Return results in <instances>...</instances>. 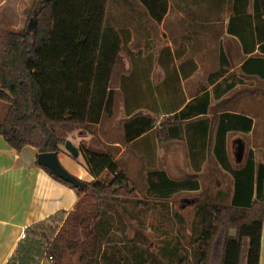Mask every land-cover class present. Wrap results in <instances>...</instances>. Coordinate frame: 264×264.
Wrapping results in <instances>:
<instances>
[{
  "label": "trees",
  "instance_id": "trees-1",
  "mask_svg": "<svg viewBox=\"0 0 264 264\" xmlns=\"http://www.w3.org/2000/svg\"><path fill=\"white\" fill-rule=\"evenodd\" d=\"M108 1L43 0L35 13L39 20L32 31L0 29V100L7 103V112L0 122V135L9 146L21 150L31 145L38 153H58L75 129L88 130L112 115L115 89L111 87V76L122 45L129 41L130 31L115 27L108 20ZM249 3L230 1L229 4L233 14H242L240 20L248 21L251 17L246 11ZM141 5L156 22H160L168 10V0H141ZM251 9L255 18L264 15V1H252ZM227 31L232 32L230 25ZM249 62L250 58L241 68L246 70ZM133 76L124 77L120 85L127 116L122 122L126 144L155 126L152 115L139 111L141 102L137 100L139 92ZM127 79L129 81H125ZM209 109H212L209 94L204 92L163 121L164 134L179 138L182 120L205 114ZM222 116L227 117V121L222 133L216 136V142H223L225 130L247 132L251 128V119L244 115L225 113ZM89 132L96 136L93 131ZM77 148L85 169L93 178L85 181L83 187L75 188L41 166L54 179L73 188L79 197L75 207L67 213L75 230L73 235L66 237L68 228L63 226L45 250L28 240L43 220L35 222L25 230L28 236L21 240L5 264H40L39 259L44 254L53 259L52 264H65L64 247L72 244L81 248L76 264H145L140 233L126 237L122 217L114 205L119 201L118 191L128 189L129 184L128 176L118 168L115 159L117 145L104 143L96 149L86 142ZM220 160L232 178V196L222 201L206 194L196 205L192 264H259L264 163H256L251 150L246 151L239 166H230L226 158ZM107 176L111 177L109 181ZM199 188L197 174L173 179L162 169L146 173L145 192L159 201L180 191ZM88 196L94 198L93 202L89 209L80 211L81 205L88 202ZM124 200L132 202L134 211L129 214L138 220L141 201ZM113 222L115 226L120 223L124 246L115 242ZM180 247L178 240L173 245L163 243L158 254L161 258H175L177 264H186L185 257L178 256Z\"/></svg>",
  "mask_w": 264,
  "mask_h": 264
},
{
  "label": "crops",
  "instance_id": "crops-1",
  "mask_svg": "<svg viewBox=\"0 0 264 264\" xmlns=\"http://www.w3.org/2000/svg\"><path fill=\"white\" fill-rule=\"evenodd\" d=\"M224 1H250L249 8L246 11L251 14V17L248 21L240 20L242 14H233L230 9V14L224 22V36L228 38V44L225 41L218 43L217 67L208 71L204 78L194 81L201 67L192 57H186L179 62H171L170 59L174 58V51L172 49L170 51L168 48L163 50L167 52L169 61L165 57L163 59L161 55L154 62H142L139 64L137 75L134 74L132 77L136 79L135 86L139 92L137 99L138 102H141L139 111H142V109L146 110L142 111V113L152 116L154 114L164 115L166 118L171 117L182 109L186 103L193 101L194 98L204 92L209 94L212 109H209L205 114L182 120L183 129L179 138L164 134L159 140L156 133L152 134L155 129L154 126L151 130L124 146H121L116 141L110 144L118 145L121 148L119 157L122 153L127 152L129 146H134L140 154L139 158L144 160V165L153 164L147 158L148 154L151 153L155 158L154 165L156 166L154 169L164 170L173 179L180 177L170 176L165 168H158L157 165L183 166L187 169V173L197 174L199 177L204 172L209 173L212 176L213 184L212 187L205 188L209 193L213 192L212 195L208 193L209 197L213 196V198H221L223 199L222 201H228L232 196V178L223 168L220 159L224 160L226 158L228 164L233 167L243 163L245 157L243 149H246V143H242L237 138L245 135L250 136L253 140L252 136L256 130L258 112L253 107L248 108L245 112L236 110L233 107L228 108L229 106L225 108V103L229 94L235 88L248 87L252 89L251 87L253 86L249 87L251 82H264V15L255 18L251 9L252 1L264 0ZM153 21L156 22L155 20ZM193 22L192 18V28L195 26ZM195 22L199 23L201 20H195ZM229 25L232 29L230 33L227 31ZM230 43L231 47L229 48ZM177 52L179 58L185 55L182 50L179 51L177 49ZM232 56L234 59H238L234 65L231 64ZM249 58L250 62L246 70H243L241 65ZM152 69L160 72L159 81L153 85L150 83V70ZM121 77L124 80L125 76ZM254 92L256 91L254 90ZM250 94L249 99L252 101L264 100L262 95L257 96V93ZM214 102L218 106L224 104V108L214 110L213 107L216 105ZM176 107H178L177 110L173 112ZM225 113L240 114L250 118L251 128L247 132L234 129L225 130L224 140L220 143L219 140L216 142V136L222 133L221 130L227 121V117L222 116ZM123 118L125 119L127 116L125 115ZM197 119H202V121L198 122ZM103 121L104 119L100 123L95 124L94 129L103 141L108 142L111 141V138H107V136L112 134V125L114 124L112 116L106 122ZM258 132L262 135L257 142L258 145L251 143V140L246 151H252L256 163H264V159L258 160L256 157L257 153L255 150L264 147V129ZM118 134H122V129L120 131L119 128ZM233 134L239 136L232 140L230 137ZM90 136L91 134L89 133H80L76 135V140L72 138H69V140L77 147V140L79 142L80 140H88ZM234 141L238 153L233 164L231 149ZM37 153V149L31 145H26L21 150H16L9 146L0 135V264L7 263L13 255L17 245L21 242L19 235L22 230H26L33 223L45 220L56 213L67 214L75 207L79 199L73 188L54 179L36 163ZM57 155L60 162L73 175L79 178L82 175L86 179L84 181L87 182L93 179L87 170L84 167H80L64 148ZM226 175L230 178L229 197H227L225 191ZM199 184L200 188L198 190L177 192L185 194L189 198L188 204L191 202V208L194 209L201 201L199 194L203 187L200 179ZM40 264L49 263L41 261ZM259 264H264V212Z\"/></svg>",
  "mask_w": 264,
  "mask_h": 264
},
{
  "label": "rangeland",
  "instance_id": "rangeland-1",
  "mask_svg": "<svg viewBox=\"0 0 264 264\" xmlns=\"http://www.w3.org/2000/svg\"><path fill=\"white\" fill-rule=\"evenodd\" d=\"M0 1V29L20 32L26 30L30 32L35 28L39 20L35 13L41 6L43 0ZM229 3L230 1L223 3V1L207 0H168L167 14L164 16L162 22L156 23L148 16L147 12L142 7L141 0H109L108 20L115 27L126 28L130 31L129 41L122 45V50L111 76V87L115 88L116 92L112 109L113 113L111 115L114 123L112 125V134L107 136V138H111V141H103L97 134L94 126L88 130L77 128L68 135V139L72 138L76 140L77 134H90L89 131H93L96 136H90L88 140H80V142L77 140V147L79 144H86L87 142L91 147L100 149L102 144L106 142V145H115L110 144L113 141L124 146L126 143L123 140V136L122 134H118L119 128L120 131L122 129L123 117H125L123 107L124 96L122 95V89L120 87L122 81L121 76L130 77L134 74L137 75L140 63L154 62L155 59L157 57L159 58L161 55L163 59L165 57V59L169 61L168 54H166L167 52L163 50L168 48L170 51L171 49L174 51V58L172 57L170 59L171 62H179L186 57H192L201 67L194 81L204 78L208 71L217 67L218 43L225 41L228 44V38L224 36V22L230 14ZM192 18L194 21L193 25H195L193 28L191 27ZM30 19L33 20L31 24ZM195 20H201V22L198 23L195 22ZM28 26L30 27L28 28ZM229 45L230 48L231 43ZM177 49L179 51L182 50L185 55L179 58ZM236 61H238V59H234L232 56L231 64L234 65ZM150 74V83L153 85L159 81L160 72L156 69H152L150 70ZM128 79L125 81H129ZM249 87L256 92L248 87L235 88L231 94H229L225 103V108L229 106L228 108L233 107L236 110L245 112L248 108L253 107L258 112L256 116V130L252 136L253 140L250 136L245 135L239 136L233 134L230 137L233 140L239 136L237 139L242 143H246V149H243L244 156L251 140V143L258 145L257 142L262 136L258 131L264 129V100L258 99L252 101L249 99L250 93H257V96H264V82H251ZM215 106L213 107L214 110L224 108V104H220V106L216 104ZM142 111L146 110L142 109ZM6 112L7 103L0 100V122L4 118ZM109 117L106 116L103 122H106ZM153 117L155 119V129L152 134L156 133L160 140L164 136L162 123L166 117L164 115L160 116L155 114ZM117 147L118 150L115 154V159L118 163V168L122 169L129 178L128 189L118 191L119 201L118 204H114L116 211H118L122 217L123 229L126 231V237L129 238L133 236L134 232L140 233L141 253L146 260L145 264H177L175 258H161L158 254V249L163 243L173 245L175 240H178V244L181 246V252L178 256L185 257L186 260H184V262L186 264H192L194 249L192 240L196 236L193 234L192 228L197 221L196 218H194L195 209L191 208V202L188 204L189 198L183 193H176L167 200L159 201L155 196L150 194L147 195L145 192L146 173L156 166L154 165V155L149 153L147 156L148 160L153 164L144 165V160L139 158L140 154L134 146H129L127 152L122 153L120 157L119 152L121 148L118 145ZM231 151L232 163L234 164L238 153V150L236 151L235 141L233 142ZM255 151L257 153V159L263 160L264 147L259 150L256 149ZM75 161L80 167L85 168L80 153ZM60 164L70 172L63 163L60 162ZM157 166L158 168H165L172 177L181 178L189 175L186 171L187 169L183 166H163L160 164ZM79 179L83 181L86 180L82 175ZM110 179L111 177L107 176V181ZM199 179L203 187L202 192L199 194L200 197H202L209 193L205 188L209 186L212 187L213 185L212 176L204 172L200 175ZM225 185V191L228 197L230 190V178L228 175H226ZM130 188L132 189L131 192L129 190ZM212 193L213 192H210L209 194L212 195ZM129 198H136L141 201V206H139V208L141 207V213L139 214L138 220L132 218L129 214L131 211H134L132 202L124 200ZM86 199L88 202L81 205L80 211H82V209L86 210V207L89 209L90 203L94 200V198L90 196L86 197ZM70 219L71 217H68L67 214L64 213L53 215L43 220L41 225L37 226L38 228H34V234H30L28 240L30 242L35 241L41 248L46 250L48 244L63 226H67L68 228V234H64L66 237L73 235L75 230ZM112 224L116 229L114 233L115 242L124 246L125 238H123V234H120V223H116L117 226H115L114 222ZM64 249L66 251L64 258L65 264H76L81 248L72 244V246H65ZM39 261H46L49 264L53 263V259H50L49 256L45 254Z\"/></svg>",
  "mask_w": 264,
  "mask_h": 264
},
{
  "label": "water",
  "instance_id": "water-1",
  "mask_svg": "<svg viewBox=\"0 0 264 264\" xmlns=\"http://www.w3.org/2000/svg\"><path fill=\"white\" fill-rule=\"evenodd\" d=\"M33 20L30 19V24ZM63 148L74 158L78 157V148L69 140H65ZM36 163L39 166L47 168L56 177L69 182L73 187H83L86 182L80 180L68 172L59 162L58 155L56 152H39L36 155Z\"/></svg>",
  "mask_w": 264,
  "mask_h": 264
},
{
  "label": "built area",
  "instance_id": "built-area-1",
  "mask_svg": "<svg viewBox=\"0 0 264 264\" xmlns=\"http://www.w3.org/2000/svg\"><path fill=\"white\" fill-rule=\"evenodd\" d=\"M26 232H25V230H22L21 232H20V235H19V238L22 240V239H24L25 237H26Z\"/></svg>",
  "mask_w": 264,
  "mask_h": 264
}]
</instances>
